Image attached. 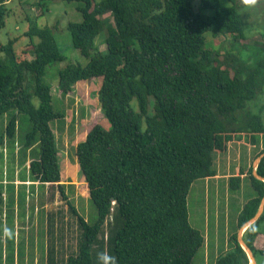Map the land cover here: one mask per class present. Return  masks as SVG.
I'll return each instance as SVG.
<instances>
[{
  "label": "trees",
  "instance_id": "1",
  "mask_svg": "<svg viewBox=\"0 0 264 264\" xmlns=\"http://www.w3.org/2000/svg\"><path fill=\"white\" fill-rule=\"evenodd\" d=\"M69 1L84 4L78 8L82 21L70 22L68 30L73 46L89 62L61 69L58 86L69 93L78 81L101 78L98 100L111 128L93 125L75 149L98 217L89 224L68 202L81 235L77 253L66 264H97L99 252L114 264H190L204 244L201 232L188 221L190 187L214 174V156L226 152L230 142L264 136L263 117L254 112L264 94V58L252 63L232 51L205 46L206 32L234 41L245 37L235 0L227 8H220L218 0H200V9L214 10L213 16L195 11L192 0ZM9 2L0 0V30L11 12ZM27 19L32 58L17 56L16 38L0 42L5 55L0 59V115L17 110L29 116L33 129L25 145L40 146L30 173L40 183H56L65 198L50 125L64 115L54 110L43 76L47 65L66 56L52 28ZM102 30L105 50L95 43ZM17 121L15 115L8 120V136L16 133ZM262 152L264 148L256 157ZM256 171L264 177V157ZM249 176L256 196L244 205L240 227L255 215L264 196V182ZM259 235L264 236V212L243 233L253 254L264 256V238L256 241ZM231 240L232 249L216 264H250L237 235Z\"/></svg>",
  "mask_w": 264,
  "mask_h": 264
},
{
  "label": "crops",
  "instance_id": "2",
  "mask_svg": "<svg viewBox=\"0 0 264 264\" xmlns=\"http://www.w3.org/2000/svg\"><path fill=\"white\" fill-rule=\"evenodd\" d=\"M105 49L106 45L100 48V50ZM94 80H97V78L78 81L73 84L71 92H60L65 106L69 107L62 113L64 118L57 120L52 129L56 128L53 129V132L56 140H59L57 146L61 169L60 183L66 199L59 194L56 183H40L31 176L29 170L30 162L38 157V154L35 153V144L30 147H23L24 152L22 154L20 143L16 144L14 157L19 165L17 164L15 167L13 178L6 177L5 169L0 176V264H8L9 257L12 258V264H58L60 261V258L57 260L58 251L56 244H59V241L62 244L63 237H61L62 233L59 231L62 229L56 228L57 220H53L54 213H57L61 206L63 211L68 208V202H71V197L68 195L69 188L70 190L74 188L76 195L81 193V187L86 185L89 197L87 184L81 185V182L84 183L85 179L80 174L74 150L77 144L85 139L88 131L95 125H89L88 116L92 112H102L98 100V87L100 89L102 79L98 80L95 84L96 87L93 86V82H96ZM81 103L82 115L81 117L78 114L75 116L74 107L76 106L77 108ZM3 142L5 143L6 140ZM59 144H61V148H59ZM69 146H71L72 154L69 153ZM242 147L245 148L246 153L244 164L241 161ZM262 148H264V136L261 135L255 141L239 139L230 142L226 152L215 154L213 162L214 174L197 179L192 184L191 190H201L205 193V216L201 227L199 229L195 228L204 237V244L200 248L202 249L204 264H206L210 256H212V260L216 264L220 255L232 249V237L234 235L238 236L239 232L244 233L243 230L241 232V227L238 223L239 215L244 205L254 198L248 197L246 199L244 197V192L247 191L245 180L250 177V173L253 174L254 162L258 157L256 155ZM2 150L5 161L8 149L4 146ZM21 155H23L22 167L26 170L24 178H20L19 171V168H21ZM71 155H73V158H71ZM41 185L45 187L44 191L38 188ZM33 186H37L36 191ZM232 189L236 192L234 197L238 201L236 211L232 217L235 223L234 228L230 226L229 214L224 213L221 216L219 211V203L222 199L225 201V209L229 208L228 201ZM210 191L213 194L211 199L213 204L211 231L209 228L210 216L207 212V205L210 200L207 195ZM82 196L85 197V195ZM48 216H51V218L49 219ZM50 221L51 223H49ZM220 237H222L221 245ZM262 238L264 236L259 235L256 239L257 243ZM41 246L43 249L40 248Z\"/></svg>",
  "mask_w": 264,
  "mask_h": 264
},
{
  "label": "rangeland",
  "instance_id": "3",
  "mask_svg": "<svg viewBox=\"0 0 264 264\" xmlns=\"http://www.w3.org/2000/svg\"><path fill=\"white\" fill-rule=\"evenodd\" d=\"M238 6L239 13L243 22L245 23V37L239 41H234L232 36L229 35H217L213 36L211 32H206L205 36V46L212 50H220L221 52H233L237 54L241 59L256 62L258 59L264 58V51L260 52V49L264 50V0H235ZM220 8H227L232 5L231 0H218ZM193 8L195 11H200L204 16H213L214 10L211 9H200V0H192ZM81 1H69V0H49L47 4L38 6L37 0H11L8 3V7L11 12L10 15L6 17L5 26L0 30V42L5 45L10 39H15L14 49L19 58H32V47L30 45V38L25 35V32L29 28L30 22L28 17L36 21L39 27H50L53 30L58 49L59 51L66 56V59L62 61H56L50 65L46 66V71L43 76V80L46 84L51 87L52 90V106L55 111L64 112L69 106H65L64 100L60 96V89L58 86L59 72L61 69L66 67L68 64H80L86 65L89 62V59L82 55L78 49H76L71 40V34L68 30V24L70 22H81L82 15L78 10L80 6H83ZM42 13V14H41ZM105 30H102L95 38V43L99 48L105 47L104 44ZM38 39L35 37L34 41ZM223 54V53H222ZM224 55H222L223 57ZM0 59H5L4 53H0ZM101 79V78H100ZM94 80L93 86L100 80ZM58 87V88H57ZM96 87V86H95ZM99 90V87H98ZM32 102L35 106L39 105V100L37 97H33ZM133 104L136 105V100L133 101ZM260 107L261 110H260ZM150 111H153V100H150ZM82 103L76 108L75 116L78 114L81 117ZM254 112L260 114L263 117L264 121V94L259 99L257 105L254 107ZM88 113V112H86ZM12 115L17 116V130L14 136L10 137L7 135L6 127L8 120ZM89 117V125L91 124H101L105 129H110L111 124L104 116L103 112L91 113ZM87 117V118H88ZM57 120H53L50 125L53 127L56 124ZM33 129L32 121L26 113H18L17 110H10L4 115H0V176L3 174L5 169L7 178H13L14 172L16 170L17 159L14 157V149L17 143H20L21 154L26 148L25 142L27 140V135ZM56 129V128H53ZM6 140L4 143L3 141ZM57 141V140H56ZM59 141V140H58ZM57 141V145H58ZM8 149L6 159L4 161L3 147ZM35 153L39 154L40 146L39 142L35 144ZM24 147V148H23ZM59 144V148H61ZM69 153L72 154L71 146ZM75 151V150H74ZM20 178H24L26 170L22 167L23 155L20 156ZM73 158V155H71ZM241 161L242 164L246 161L245 148L242 147L241 152ZM4 167V168H3ZM81 174V173H80ZM32 176V175H31ZM86 184V183H84ZM245 186L247 191L244 192V197L256 196L254 187L252 186L250 177L246 178ZM41 191H44L45 187L41 185ZM81 193L75 195L74 188L68 190V195L71 197V204L76 207L77 212L87 221L89 224H93L97 220V209L90 197H88L87 189L81 187ZM33 189L36 191L37 186H33ZM59 192V189L57 187ZM56 191V188H55ZM233 189L230 191L229 196V208L225 209V201L222 199L219 203V211L222 216L224 213L229 214L230 217V226L235 227L234 212L237 207V199L234 197ZM60 194V192H59ZM86 195L85 197L82 195ZM238 195V193H237ZM204 196L205 193L201 190L194 191L193 189L189 190L187 196V215L188 221L193 228H200L203 223V218L205 216L204 212ZM210 200L207 205V212L209 214V223L210 231L212 230V215H213V204L212 197L213 194L210 191L207 195ZM53 212V211H52ZM42 215V214H41ZM50 219L51 216H48ZM46 219V218H45ZM57 220L56 228L62 229L59 230L62 233L63 241L62 244L59 241V244H56L58 251V258L60 261L58 264H66L69 256L75 255L77 253L78 241L81 235V229L78 226L76 217L70 211L68 207L63 211L62 206L58 209L57 213H54L53 220ZM46 222V220H45ZM51 223V221L49 222ZM197 229V230H198ZM202 231V229H200ZM199 231V230H198ZM222 233V232H221ZM107 235V227H105L104 238ZM57 237H59L57 235ZM220 237V245L222 243ZM67 240V241H66ZM41 249L42 246L40 247ZM11 254V252H9ZM31 254V252H30ZM256 264H264V256L256 253L254 255ZM8 264H12V258H8ZM190 264H204L202 258V249H199L197 253L192 258ZM206 264H214L212 256L208 259Z\"/></svg>",
  "mask_w": 264,
  "mask_h": 264
},
{
  "label": "water",
  "instance_id": "4",
  "mask_svg": "<svg viewBox=\"0 0 264 264\" xmlns=\"http://www.w3.org/2000/svg\"><path fill=\"white\" fill-rule=\"evenodd\" d=\"M262 157H264V152L260 153L258 155V157L256 158L255 162H254L253 175H254L255 178H257L259 180H262L264 182V177L261 176L256 171V168H257L258 164L260 163ZM263 212H264V196L262 197V199L260 201V205H259L258 210L255 213V215L249 221H247L243 226H241V232H242V230L244 231L248 226H250L251 224L256 222L260 218V216L262 215ZM237 239H238V242L241 245V247L246 252V254H247V256H248V258L250 260V264H256L254 254H253L252 250L248 247V245L245 243V241L243 239V234L239 232L238 236H237Z\"/></svg>",
  "mask_w": 264,
  "mask_h": 264
},
{
  "label": "clouds",
  "instance_id": "5",
  "mask_svg": "<svg viewBox=\"0 0 264 264\" xmlns=\"http://www.w3.org/2000/svg\"><path fill=\"white\" fill-rule=\"evenodd\" d=\"M97 264H114V259L109 257L106 253H97Z\"/></svg>",
  "mask_w": 264,
  "mask_h": 264
}]
</instances>
